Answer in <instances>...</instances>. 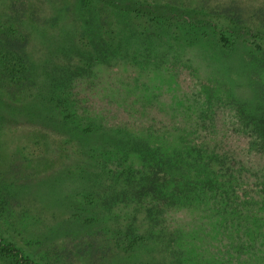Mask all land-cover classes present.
<instances>
[{"label": "trees", "instance_id": "trees-1", "mask_svg": "<svg viewBox=\"0 0 264 264\" xmlns=\"http://www.w3.org/2000/svg\"><path fill=\"white\" fill-rule=\"evenodd\" d=\"M81 1L70 49L45 59L0 51L13 87L28 89L11 100L0 83V128L38 126L71 139L79 166L67 177L91 211L83 228L100 233V245L133 255L156 242L163 263L264 264V88L251 109L230 87L221 101V85L204 98L198 88L185 100L164 96L177 91L169 81L185 45L208 34L228 50L245 44L258 54L248 61L264 69V30L228 16L184 17L166 3ZM190 27L201 28L192 39ZM0 260L48 264L1 235Z\"/></svg>", "mask_w": 264, "mask_h": 264}, {"label": "rangeland", "instance_id": "rangeland-1", "mask_svg": "<svg viewBox=\"0 0 264 264\" xmlns=\"http://www.w3.org/2000/svg\"><path fill=\"white\" fill-rule=\"evenodd\" d=\"M138 1L175 5L184 11V17L200 15L213 19L228 16L251 29L264 30V0ZM78 2L82 1L0 0V51L17 53L22 50L33 53L36 59H45L47 52L56 53L59 46H64L61 47L63 52L70 49L72 41L66 38L78 26ZM83 2L101 4L96 0ZM196 29L186 28L187 38L192 39V32L201 31V28ZM210 36L187 43L182 54L181 48H176L182 61L169 83L177 91L167 92L165 98L185 100L190 98V91L197 88L204 98L205 89L214 90L215 86L219 88L221 85L222 89L225 88L221 101H228L226 90L230 87L251 109L257 98V87L264 88V69L248 61L258 54L240 42L228 50L225 44H215L208 39ZM63 41H67L66 45H62ZM247 48L252 53H248ZM161 55L164 61L169 56L166 53ZM9 57L14 58L15 55L10 54ZM8 62H0V83H9L4 89L10 93L8 99L19 100L28 89L23 83L20 87L24 90L13 87V80L7 74L11 69ZM160 78L157 75L154 78L157 86L162 84ZM4 126L7 128H0V235L30 258L48 264H115L112 262L118 259V264H140L144 261L203 264L201 257L173 262L167 258L163 259L169 261L167 263L158 262L156 242L135 248L133 255H124L105 242L100 245L97 240L102 235L93 234L94 229L83 228L90 209L84 198L72 193L75 183L67 177L73 167L79 166L72 161L74 145L71 139L66 143L63 135H54L38 126H12L6 122ZM0 264L6 263L0 260Z\"/></svg>", "mask_w": 264, "mask_h": 264}]
</instances>
